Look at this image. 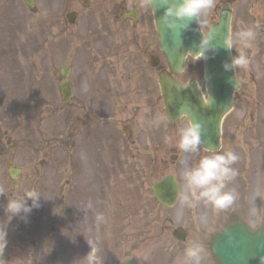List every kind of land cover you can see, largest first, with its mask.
Segmentation results:
<instances>
[{"label":"flooded vegetation","instance_id":"flooded-vegetation-1","mask_svg":"<svg viewBox=\"0 0 264 264\" xmlns=\"http://www.w3.org/2000/svg\"><path fill=\"white\" fill-rule=\"evenodd\" d=\"M21 1L29 12L33 13L32 9L37 0H33L32 8H28L24 0ZM259 1L216 0L215 7L206 15L208 29L218 21L219 15L224 9L228 10L230 13L229 36L232 37L234 43L231 56L235 58L240 52H244L250 60V64L247 69L234 70L238 85L233 94V107L222 118L220 142L217 148L206 150L200 146L198 154L187 156L188 164L191 167L195 166L204 156L223 154L227 151L238 155L239 161L233 165L238 175L227 189L236 187L235 191L239 194L237 205L234 210L219 214L203 205L192 210L185 209L176 224L170 223L165 228L160 226V234L164 231L172 232L179 229V232L184 233L186 237H189L190 232L207 237L233 219L241 220L253 230L261 226L264 215V110L262 109L264 104L260 99L251 97V102L248 101L244 113L234 115L229 119L227 126L225 125L227 117L235 107L237 97L241 95V92H247L243 89L245 80L261 82V76L264 77V68L259 67L258 72H254L252 69L254 60L261 58L260 63L264 60V11L260 12L261 15H254L258 7H253ZM46 4H49L50 7L49 27L47 25L46 29H55L57 40L63 42L66 47L67 59L72 61L78 55L77 64L83 79L80 83L82 91L80 87V95L76 96V86L71 79V63H64L54 70V57L51 54L48 56L46 54L48 57L46 68L52 70L50 77L56 83L54 86L55 96L58 97L59 105L54 106L50 102L51 97L47 93L49 85L44 81L47 78L44 72H42V77L36 72L29 74L30 79L24 89H20L21 86L18 85L8 86L9 88L4 89L1 86L0 90H3L0 99L2 98L5 102L7 113L10 107L12 110L15 109V124L23 121L22 117L31 129L30 133H36L34 139L28 138L31 150L33 145L40 144L42 147V143H47L48 148L51 147L47 137L51 139L50 135H53L55 130L53 127L57 126L55 119L58 116L56 112L53 113V109H61L64 129L62 128L60 145L57 147L63 157V160H59V163L62 161V167L59 165V172L62 169L65 170V164L74 157V152L76 155L77 150L74 151V146L77 135L83 138L90 134L91 129L97 136L93 140L94 143L91 142L88 149L83 144L80 146V151L86 153L90 159L98 158L101 154L114 157L133 156L138 155L137 153L145 154L146 157L162 154L165 148L166 126L169 130L180 122L184 127H187L190 122L183 117L174 124L167 123L165 125L166 123H164L163 95L158 79L159 74L166 68V62L158 43L151 9L137 7L135 10L129 11L128 0H48ZM249 28L256 32V38L251 42L252 46L245 49L238 43L236 36L238 32ZM76 32L79 37L73 36V33ZM52 39V37L47 38L46 49H41L40 44L37 43L28 49L32 50L33 55L26 56L34 57L32 62L34 67H36L37 59L42 51H53ZM49 44L50 48H48ZM3 48L6 49L4 44ZM24 50L27 51L20 47L17 56L20 57V53ZM3 57L7 58L10 55L3 52ZM5 61L8 62L9 59L7 58ZM5 61L0 62V65L4 66ZM18 65L20 70L18 73L17 70L12 71L13 75H21L24 72L20 61ZM4 69L2 68V70ZM46 72L48 74V71ZM8 82L11 81L5 83L8 84ZM199 86L204 98L208 100L207 89L203 85L199 84ZM3 91L6 94H3ZM18 99L19 101H17ZM38 111L47 120L45 125L41 123L42 119L39 117ZM74 128L76 129L75 136L71 134ZM38 131H41L39 135ZM154 135H157L156 141L153 139ZM210 136L212 135L209 134ZM129 147L135 149L132 150ZM175 147V152L180 155L184 154L180 152L178 142ZM80 155L82 154L78 151V156ZM13 163V160H7V175L10 180H12V176L15 177V180H12V188L17 189V187L19 188L17 181L20 178L21 169L14 166ZM15 167L18 168L17 173L14 172ZM68 181L65 184L70 182ZM29 184L27 191L33 190L40 183L33 180L29 181ZM104 187L107 199L102 198L101 201L106 204L98 203L97 206L94 205L93 208L88 209L87 217L90 222L87 226L89 229L85 231L83 229L84 232H87L86 239L80 237V240H76L79 246L72 249L76 251L77 259L81 264H106V261L109 264H139L133 255V249L128 248V244L126 245L128 239H131V234L128 235L125 229L130 226L129 219L132 217V208L130 210L127 204L128 196L120 192L117 193L114 183L113 187L106 185ZM25 190L22 191L20 197L23 196ZM111 190L113 191L111 192ZM182 193L179 187V201L175 204L178 207H181L180 195ZM253 193H257L254 205L250 199ZM79 195L82 197L80 192ZM98 197L100 198L99 193ZM122 199L125 204L123 202L120 204ZM154 200L157 207L169 210L159 204L156 199ZM108 203L112 208L111 211L108 209ZM145 203L137 205L135 207L137 213L133 214L145 217L148 214V205ZM28 204L30 205L31 201H28ZM39 204L38 209L32 210L34 221L42 218V215L46 219L50 212V203L41 198ZM253 206L257 212L256 224L249 222V213ZM97 214H102L108 220L114 216L118 218L117 222L121 223L122 221L118 232H115L116 228L114 229L113 226L106 228V224L97 223L95 219ZM201 215L208 217L206 225L200 222ZM165 216H169L167 211ZM196 221L200 222L199 225H196ZM218 223L219 225H216ZM16 227L18 230L23 229L22 216H19ZM107 229H111V232L108 233ZM148 233L149 230H145L143 236L146 238ZM83 235L81 234V236ZM144 257L147 261L148 255L145 254ZM140 264H146V262L143 263L142 260Z\"/></svg>","mask_w":264,"mask_h":264},{"label":"rangeland","instance_id":"rangeland-1","mask_svg":"<svg viewBox=\"0 0 264 264\" xmlns=\"http://www.w3.org/2000/svg\"><path fill=\"white\" fill-rule=\"evenodd\" d=\"M46 3H48V0H37L32 9L33 13H31L21 0H0V62L9 59L8 62H4V66L0 65V88L1 86L4 89L18 85L21 86L20 89H24L30 79L29 74L36 72L42 77V72H44L47 76L44 81L49 85V92L47 93L51 97L50 102L52 105L57 106L59 102L58 97L55 96L56 89L54 86H56V83L50 77L52 70L46 68L48 54L54 57V70H57L64 63H71V79L76 86V96L80 95V83L83 79L77 64L78 55L74 57L73 62L67 59L66 47H64L63 42L57 40L55 29H46L50 21V15L48 14L50 7ZM255 6L258 8L254 15H261L260 12L264 11V0H260L258 4L253 5L254 8ZM204 19L206 21V17ZM206 26L203 27L204 30L207 28ZM73 36L79 37L78 32L73 33ZM51 37L53 38L51 41L54 46V48L52 47L53 51H42L37 59L36 67L32 63L34 57L17 56L20 47L28 50L35 43L40 44L41 49H46V40ZM3 44L6 49L3 48ZM48 48H50V44ZM3 52L9 54L10 57L4 58ZM22 53H25V50ZM68 57L70 58V55ZM260 60L261 58H257L252 63L254 72H258L259 67L264 68V60L261 63ZM19 61L24 72L21 71V75H13L15 70H17V73L20 70ZM2 68L7 69L2 70ZM5 71L7 72L5 73ZM46 71H48V74ZM178 79L181 83L194 79L203 85V60L196 62L188 56L185 60L184 70L178 76ZM260 79L261 82H258V80L252 82L245 80L243 89L247 92H241V95L237 97L235 107L225 122L226 126L229 119L234 115L244 113L248 101L251 102V97L254 96L257 100L260 99L264 104V77L261 76ZM6 81L11 82L6 84ZM3 89L0 90V94ZM3 94L6 93L3 91ZM4 104L5 102L1 98L0 186L4 187L5 194L0 195V229L6 231L7 244L3 261H0V264H81L80 260L77 259L76 251L72 248L77 244V237L86 234L82 229H85L90 222L87 217L89 214L88 205L90 203L91 208L94 205L97 206L98 203L105 205L106 203L101 201L102 198L107 199L104 185L113 187V183L117 193L120 192L128 196V208L130 210L132 208V217L129 219L131 224L125 229L128 235L131 234V239H128L126 245L128 244V248L133 249V255L137 258L139 264L142 260L146 264H183L185 250L193 241L208 246L209 237L197 235L193 232H190L189 237H186L183 242L177 240L170 232L164 231L160 234V226L165 228L170 223L176 224L179 209L174 207L167 210L157 207L150 190V184L153 181L174 174L178 178L180 190L184 191L182 179L184 165L181 161L185 159L186 155L175 152V144L179 142V132L182 128H185L181 122L171 127V129L169 128V130L166 126L164 152L154 157H146L145 154L141 155L140 153L120 157L103 156L101 154L98 158L90 159L86 153L80 151V146L83 144L88 149L90 143L97 137L95 131L91 129L90 134L83 136V138L77 135L74 146V151L77 150L76 155L74 152V157L66 162L65 170L62 169L59 172V165L62 167V161L59 163V160H63V157L57 147L60 145L62 128L64 129L61 109H53V113L56 112L58 116L55 119L57 126L53 127L55 130L53 135H50L51 139L47 137L51 147L48 148L47 143H42V147L40 144L38 146L33 145L31 150V143L28 138L34 139L36 133H30L31 129L28 126L25 128H28L29 132L23 128L16 129L15 109L12 110L10 107L7 113ZM262 109L264 110V107ZM38 115L42 119L41 123L45 125L47 120L44 115L39 111ZM21 119L24 121L22 117ZM74 123L76 125V122ZM71 134L75 136V128L72 129ZM153 139L156 141L157 135H154ZM129 148L135 149L134 147ZM78 151L82 155L78 156ZM172 155H176V157L173 158ZM8 159L13 160L14 166L21 169V175L17 181L19 188L17 187V189L12 188L13 181L7 175L6 162ZM187 162H189L188 157ZM68 166L70 168H67ZM33 180L40 183L33 190L39 191L42 200L50 203V212L46 219L42 215V218L35 221L33 220L32 211L26 219L22 216L24 227L18 230L16 226L19 216H14L9 220L6 205L8 200L19 198L23 190L26 189L25 191H27V187L30 185L29 181L32 182ZM67 180L70 182L68 181L69 183L65 184ZM79 192L82 197H80ZM122 202L125 204L124 199L121 200L120 204ZM144 202L148 205V214L145 217L134 215V212L137 213L135 207ZM65 209L67 210L66 213ZM166 211L169 216H165ZM106 220L108 219L105 218L103 222V224H106V228L113 226L114 229L116 228L115 232H118L122 221L121 223L117 222L118 218L114 216L107 222ZM196 222V225H199L200 222ZM216 225H219V223ZM79 227L80 229H78ZM145 230H149L146 236L147 239L143 236ZM98 234L100 233L98 232ZM145 254L148 255L147 261L144 257ZM208 261H210V264H214L209 249L203 264Z\"/></svg>","mask_w":264,"mask_h":264},{"label":"clouds","instance_id":"clouds-1","mask_svg":"<svg viewBox=\"0 0 264 264\" xmlns=\"http://www.w3.org/2000/svg\"><path fill=\"white\" fill-rule=\"evenodd\" d=\"M216 0H128L129 11L140 9H151L153 14L158 9H163V14L159 17L156 24L159 27L169 31L173 37L180 36L183 32L191 30V25L195 24L200 28L206 26L205 17L215 7ZM201 36L197 45V51L193 54L186 52L196 62L208 59L206 53H215L218 48L212 43L213 36L210 34ZM200 33V32H199ZM256 32L249 28L237 33L236 40L245 49L252 46L251 42L255 40ZM223 49L229 53L232 52L234 43L231 36H227L221 42ZM250 60L244 52H240L235 58L230 57V62L222 65L225 71H234L235 69H247ZM236 83V82H235ZM205 107H210L209 101L204 102ZM181 115H187L185 110L181 109ZM204 127L201 122H190L187 127L179 132L178 148L180 152L186 154L181 163L184 165L182 179L184 182V191L180 197L181 207L177 212V217L183 215L185 209H196L203 205L205 208H211L215 213H225L234 210L239 200V194L234 190H227L228 185L234 181L238 175L233 167L239 161V156L232 151L223 154H213L202 157L195 166H189L187 156L196 155L203 143L201 136ZM5 194V189L0 186V195ZM257 193L251 196V202ZM41 199L40 194L35 190L25 191L22 197L10 199L6 205V212L10 220L14 216H23L25 219L31 211L38 209ZM27 201H31L29 205ZM91 208V204L88 205ZM97 223H103L105 218L102 214H97ZM199 220L202 224H207L208 217L201 215ZM249 222L257 223V212L255 207L250 210ZM6 231L0 229V261H3L4 250L7 244ZM230 246H235L231 236L227 240ZM206 256L205 247L198 241H193L184 253L183 264H203ZM259 264H264V255L259 257Z\"/></svg>","mask_w":264,"mask_h":264},{"label":"water","instance_id":"water-1","mask_svg":"<svg viewBox=\"0 0 264 264\" xmlns=\"http://www.w3.org/2000/svg\"><path fill=\"white\" fill-rule=\"evenodd\" d=\"M162 14L163 9L155 11V23ZM156 26L169 70L173 74L178 73L182 69L186 52L191 51L195 54L197 51L195 45L203 35L195 24L191 25V30L175 38L169 31L157 24ZM227 30L228 17L225 14H222L220 22L210 29L212 43L218 48L215 53H206L208 59L204 60L205 75L212 84L210 107L204 106L196 84L188 85L184 89L172 74L167 71L160 74V83L164 89L165 113L170 121L178 119L183 108L192 122H201L204 126L208 120V124L212 123L214 133L217 130L221 115L230 107L231 91L235 86L232 71H225L222 67L224 63L230 62L229 52L221 46L222 40L227 37ZM152 190L160 202L170 205L176 199L177 183L173 176H167L153 183ZM229 236L235 244L234 247L227 242ZM211 253L216 264H259V257L264 255V221L262 228L257 232H250L238 221L227 224L212 238Z\"/></svg>","mask_w":264,"mask_h":264},{"label":"bare ground","instance_id":"bare-ground-1","mask_svg":"<svg viewBox=\"0 0 264 264\" xmlns=\"http://www.w3.org/2000/svg\"><path fill=\"white\" fill-rule=\"evenodd\" d=\"M151 11H152V10H151ZM152 14H153V12H152ZM20 54H21V55H33V52H32V50H27L25 53H22V52H21ZM165 62H166V65H167V67H168L167 72L170 73V74H172V76H174L175 78H177L179 72H178V73H175V74H173V73L170 72V70H169V65H168V62H167V60H166V56H165ZM211 85H212V84H211V82H210L209 79H208V80H207V86H206V89H207V91H208V95H209V93H210V89L212 88ZM159 86H160V89H161V92H162V95H163V109H164V111H165V98H164V91H163L164 89H163L161 83H159ZM187 87H188V85L182 86V88H184V89H186ZM233 88H234V87H233ZM233 88H232V91H231V95H232V93H233ZM221 91H222V90H221ZM199 94H200L202 100H205L203 92L199 90ZM17 101H19V99H18ZM232 105H233V99L231 100V104H230V106H232ZM177 120H178V119H176L175 121H170V120L167 118V122L170 123V124L175 123ZM190 120H191V119H190ZM191 121H192V120H191ZM207 121H208V120H206V123H205V124H208ZM221 121H222V117H220L218 124H220ZM210 124H212V123H209V125H210ZM26 126H27V122H23V121H21V122L16 123L15 128H16V129H17V128H21V129L23 128V129H25V130H27V131L29 132L28 128H25ZM203 127H204V130H203V133H202L201 139H202L203 143H205V144L207 145V147L204 148V149H206V150H213V149H215V147H217L218 144H219V135H220V133H221V132H220V126L217 128V130L215 131V135H214V137H213L210 141L206 138V136L208 135V132L205 130V126H203ZM40 132H41V131H38L37 134L39 135ZM28 135H29V133H28ZM14 172L17 173V172H18V168L15 167V168H14ZM156 181H157V180H156ZM116 184H117V182H116ZM231 184H232V183H230V184L228 185V187H230ZM232 189L236 190V187H231L230 190H232ZM112 191H113V190H111V192H112ZM177 194H179V187H178V189H177ZM156 201H157L159 204L165 206L166 208L173 209L174 207H175V208L178 207V206H176L175 204H176V202L179 201V196L176 195V199H175L174 202H173L172 204H170V205H167V204H165V203H162V202H160L159 200H156ZM112 205H114V203H112ZM174 205H175V206H174ZM108 209H109L110 211H111V209H112L109 203H108ZM178 209H180V207H178ZM108 215H109V214H108ZM236 221L239 222V219H233V220H230V221H228V222L225 223V224L227 225V224H230V223H233V222H236ZM263 221H264V220H263ZM226 225H225V226H226ZM243 225L245 226V228H247V229L249 228L248 225H247L246 223H244V222H243ZM262 226H263V224H262ZM78 229H80V227H79ZM87 229H89L88 226L85 227L84 231L87 230ZM82 230H83V229H82ZM107 232H108V233L111 232V229H107ZM218 232H219V231H215L214 234H213V235L209 238V240H208V246H204L205 249H206V253H207V251H208V249H209V253H210L211 256H212V253H211V240H212V238H213ZM84 233H87V232H84ZM172 234H173L174 237H176V238H178V239H181V240H184V239L186 238V235H185L184 233H181V232L172 231ZM85 236H86V235L84 234L83 236H80V237H81V238H84ZM80 237L78 236V237H77V240H80V239H81ZM85 239H86V237H85ZM78 246H79V244L77 243L74 247H78ZM205 257H206V256H205ZM211 258H212V257H211ZM212 260H213L214 264H216L215 260H214V259H212ZM106 264H109V262L106 261ZM205 264H210V261L205 262Z\"/></svg>","mask_w":264,"mask_h":264}]
</instances>
